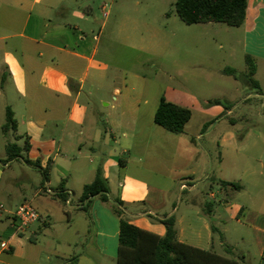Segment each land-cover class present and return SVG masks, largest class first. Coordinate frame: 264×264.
Masks as SVG:
<instances>
[{"label": "crops", "instance_id": "obj_1", "mask_svg": "<svg viewBox=\"0 0 264 264\" xmlns=\"http://www.w3.org/2000/svg\"><path fill=\"white\" fill-rule=\"evenodd\" d=\"M86 1L0 0V130L10 109L17 131L16 143L9 144L27 143L24 156L40 168L15 160L41 174L39 184L14 203L15 192L2 188L5 168L14 160L0 158V264H117L119 217L99 197L82 201L98 172L108 182L110 199L124 202V216L135 226L162 237L166 227L154 218L175 216L180 242L253 264L246 263L251 244L243 231L249 232L257 264H264V132L249 127L239 138L241 130L222 126L220 160L201 169L195 161L199 145L189 137L215 132L212 120L205 135L206 119L190 131L193 111L184 135L157 125L162 97L192 109L179 96L152 93L144 76L126 77L117 45H128V17L104 21L96 32L92 7L80 5ZM239 28L243 55L264 66V0H248ZM258 96H264L262 88ZM230 112L222 111L221 118ZM49 166V180L42 184V170ZM207 180L211 190L202 197L198 188ZM25 201L42 218L19 231L12 213ZM230 231L236 239L228 245Z\"/></svg>", "mask_w": 264, "mask_h": 264}, {"label": "rangeland", "instance_id": "obj_2", "mask_svg": "<svg viewBox=\"0 0 264 264\" xmlns=\"http://www.w3.org/2000/svg\"><path fill=\"white\" fill-rule=\"evenodd\" d=\"M176 1L87 0L80 5L92 7L90 26H94L96 32L104 21L114 22L120 17H128V45H117L118 62L126 69L128 79L135 78V75L144 76L151 82L149 89L152 93L166 94L171 100L179 96L194 113L193 129L190 131H197L198 125L206 119L208 122L201 130V134L205 135L209 118L212 120L215 132L203 139L195 138L198 134L189 137L191 142L199 145L195 161L202 169L220 160L222 150L216 143L217 130L222 126L241 130L239 138L249 127L259 126L264 132V96L256 97L261 88L264 92V66L253 59L249 63L243 55L239 27L222 23L187 25L176 13ZM104 5L107 7L105 13L102 10ZM225 69H232L234 73L225 74ZM227 108H230V116L221 118L220 114ZM218 116L220 118L217 119ZM252 140L251 143L254 142ZM9 143H16L13 133L4 134L0 130L1 159L7 157L6 146ZM249 153L257 154L255 150ZM226 158L230 159V156ZM21 168L26 170L31 181L27 180ZM14 178H21V181L15 179L11 182ZM40 181V172L29 170L14 160L11 167L5 168L2 188L15 192L12 195L15 203L33 189L34 183L39 184ZM198 190L204 197L205 192L211 190L209 180L202 181ZM229 217L226 214V218ZM243 233L251 244L250 255L245 252L246 263L250 260L257 264L259 259L253 236L249 232ZM226 238L228 245L236 239L233 231L226 234ZM216 251L222 253L220 249ZM238 252L241 250L238 249L236 254Z\"/></svg>", "mask_w": 264, "mask_h": 264}, {"label": "trees", "instance_id": "obj_3", "mask_svg": "<svg viewBox=\"0 0 264 264\" xmlns=\"http://www.w3.org/2000/svg\"><path fill=\"white\" fill-rule=\"evenodd\" d=\"M248 0H177L176 13L187 25L200 23H222L230 27H241L246 19ZM250 63L252 59L246 58ZM223 73H234L232 69H225ZM259 86H257L258 88ZM214 103H219L215 101ZM192 117L189 108L169 102L165 97L160 100L155 114V123L169 133L184 135L185 126ZM17 131V122L10 109H7L6 122L2 132L8 134ZM28 144L19 147L17 144H8L6 147L7 159L5 163L15 159H22L26 165L40 168L37 163L30 162L24 153ZM49 169L42 170L43 181L49 180ZM223 187L242 189V186L231 182H222ZM109 185L100 172L93 183L86 185L82 193V201L99 197L103 203L110 205L113 212L120 219L119 254L117 264H241L239 260L218 255L212 250H202L178 240L175 216L154 218L166 227V234L158 236L132 224L124 216V202L120 199L111 200ZM62 201L66 197L58 195ZM88 206V205H87ZM88 210V207L85 208ZM205 213L209 216V204H206ZM214 231V227H213ZM227 254H233L227 247Z\"/></svg>", "mask_w": 264, "mask_h": 264}, {"label": "built area", "instance_id": "obj_4", "mask_svg": "<svg viewBox=\"0 0 264 264\" xmlns=\"http://www.w3.org/2000/svg\"><path fill=\"white\" fill-rule=\"evenodd\" d=\"M48 194H53V192L50 189L45 190ZM13 217L16 220L17 223V229L19 231H23L32 224L39 221L42 216L40 213L34 208V206L29 201H25L17 206V208L12 213ZM1 247L6 249L7 243L2 242Z\"/></svg>", "mask_w": 264, "mask_h": 264}]
</instances>
